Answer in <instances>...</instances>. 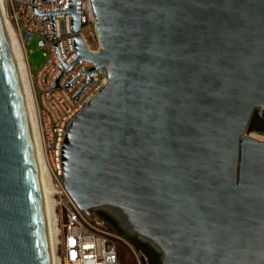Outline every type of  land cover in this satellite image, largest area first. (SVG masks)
<instances>
[{
  "label": "water",
  "instance_id": "obj_1",
  "mask_svg": "<svg viewBox=\"0 0 264 264\" xmlns=\"http://www.w3.org/2000/svg\"><path fill=\"white\" fill-rule=\"evenodd\" d=\"M60 0H42L53 2ZM98 52L69 9L77 56L105 85L67 124L61 183L158 264H264V0H90ZM36 4V0H31ZM0 264H52L24 94L0 12Z\"/></svg>",
  "mask_w": 264,
  "mask_h": 264
},
{
  "label": "built area",
  "instance_id": "obj_2",
  "mask_svg": "<svg viewBox=\"0 0 264 264\" xmlns=\"http://www.w3.org/2000/svg\"><path fill=\"white\" fill-rule=\"evenodd\" d=\"M80 2L81 30L78 35L90 52H98L91 2ZM4 5L7 19L26 57L44 166L57 190L55 218L58 233L54 259L57 264H124L121 249L132 251L127 239L112 230L100 215L93 214L88 218L61 183V148L66 126L105 85L103 71L97 69L93 73V82L75 100L72 97L90 80L89 76L82 74L68 89L66 86L81 71L89 72L93 64L80 59L61 78L59 87H54L56 77L64 69L54 46L58 44L60 57L68 65L77 56L71 40L76 34H70L69 14L54 15L56 39L52 40L50 16H36L31 7L39 12L69 9L68 0H36V4L31 0H4ZM34 37L38 38V47L46 55V62L36 75L30 70L27 52V45Z\"/></svg>",
  "mask_w": 264,
  "mask_h": 264
},
{
  "label": "bare ground",
  "instance_id": "obj_3",
  "mask_svg": "<svg viewBox=\"0 0 264 264\" xmlns=\"http://www.w3.org/2000/svg\"><path fill=\"white\" fill-rule=\"evenodd\" d=\"M0 12L3 18V22L5 25V29L7 32L8 40L10 43L11 51L15 60L16 68L19 74L24 99L27 107V112L29 116L31 132L33 143L35 147L39 178L42 188L43 201L45 206V213L47 219V227H48V236H49V244L52 255V264H57L54 259V251L57 243V223L55 218V196L57 194V190L55 185L53 184L46 167L44 166V161L42 157V151L40 146L39 134L37 130L36 120H35V112H34V95L31 85L30 74L26 65V57L23 53L21 44L14 34L11 25L7 19L4 0H0ZM258 141L264 142L263 138L258 136H252Z\"/></svg>",
  "mask_w": 264,
  "mask_h": 264
},
{
  "label": "rangeland",
  "instance_id": "obj_4",
  "mask_svg": "<svg viewBox=\"0 0 264 264\" xmlns=\"http://www.w3.org/2000/svg\"><path fill=\"white\" fill-rule=\"evenodd\" d=\"M38 42V38L34 37L27 45L28 61L33 75H36L46 62L45 52L39 49ZM250 134L264 139V133L250 132ZM127 242L133 252L126 248L121 249L124 264H151L150 257L154 255V251L151 248L137 240L132 242L127 239Z\"/></svg>",
  "mask_w": 264,
  "mask_h": 264
},
{
  "label": "flooded vegetation",
  "instance_id": "obj_5",
  "mask_svg": "<svg viewBox=\"0 0 264 264\" xmlns=\"http://www.w3.org/2000/svg\"><path fill=\"white\" fill-rule=\"evenodd\" d=\"M252 128L254 131L264 133V115L262 117L257 116L252 124ZM134 242V239H128ZM151 264H158L157 255L154 252V255L150 257Z\"/></svg>",
  "mask_w": 264,
  "mask_h": 264
},
{
  "label": "trees",
  "instance_id": "obj_6",
  "mask_svg": "<svg viewBox=\"0 0 264 264\" xmlns=\"http://www.w3.org/2000/svg\"><path fill=\"white\" fill-rule=\"evenodd\" d=\"M101 217L106 221V222H109L103 215H101ZM111 229L115 231V227H114V224L111 223Z\"/></svg>",
  "mask_w": 264,
  "mask_h": 264
},
{
  "label": "crops",
  "instance_id": "obj_7",
  "mask_svg": "<svg viewBox=\"0 0 264 264\" xmlns=\"http://www.w3.org/2000/svg\"><path fill=\"white\" fill-rule=\"evenodd\" d=\"M123 260V259H122ZM123 263H124V261H123Z\"/></svg>",
  "mask_w": 264,
  "mask_h": 264
}]
</instances>
